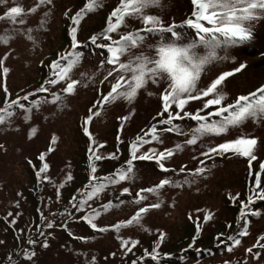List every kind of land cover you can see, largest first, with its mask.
Instances as JSON below:
<instances>
[{
  "label": "trees",
  "instance_id": "1",
  "mask_svg": "<svg viewBox=\"0 0 264 264\" xmlns=\"http://www.w3.org/2000/svg\"><path fill=\"white\" fill-rule=\"evenodd\" d=\"M15 3L16 0H9L8 5H0V15ZM86 3L87 0H52L51 4L38 7L35 13L29 12L23 25L0 21V33L7 31L13 37L10 43L0 44V60L3 61L0 107L6 100L10 102L29 93H34L38 101L44 97L50 101L52 92L63 97L57 104L49 102L34 108L28 120L23 119V110L13 106L11 122L0 125V159L8 162L0 168V264H133L134 261L135 264H264V199L256 198L254 192L257 173H260L261 188H264V171L260 168L264 163V123L251 119L227 134L206 137L196 145H185L183 150L164 161L170 170L167 173L161 171L155 160L134 161L133 180L110 186L106 193L90 202L92 207L99 208L109 200L113 203L124 201L119 208L102 213L96 221L98 226L126 223L140 206L159 203L158 208L144 215L142 226H129L119 232L110 228L101 233L81 219L89 214V209L77 212L72 207V198L79 199L88 185L90 147L104 157L96 162V175L112 174L125 166L137 136L161 119L157 114L162 110L161 92L167 85L166 80L159 84L149 82L131 103L121 99L105 108L97 104L94 111L100 110L101 115L85 125L89 108L101 94L109 91V81L114 82L112 77L104 81L112 66L100 65L99 62L106 59V50L95 48L90 37L106 27L107 18L119 5V0H104L101 7L87 13L79 25H74L71 17ZM20 4L26 10L33 7L26 0H20ZM192 11L191 0H161L160 7L149 9L165 25L178 27L183 39L175 42L183 44L194 39V30L184 26ZM126 23V28L112 34L114 39L121 33L143 27L137 19H127ZM72 27H77L78 50L84 57L71 74L81 83L73 94H66L62 91L66 81L52 85L48 80L53 78L52 62L71 50ZM28 29L32 31L29 33ZM29 35L33 39H28ZM165 37L168 42L174 40L170 34ZM159 40V34H153L148 42L159 43ZM227 54L234 59L209 65L202 76V86L244 63L246 67L227 78L223 85L228 94L225 103H231L237 96L264 85V20L256 24L254 40L229 47ZM220 55L225 53L221 51ZM3 67L9 69L7 74L3 73ZM42 85L49 91L38 92ZM5 86L7 93L3 90ZM32 98L21 102L32 107ZM201 107L202 102L195 101L190 102L186 110L194 112ZM178 123L185 131L196 125L190 119ZM85 127L91 135L85 133ZM242 134L258 141L254 151L257 159L251 161V166L248 157L232 153L211 159L201 155L208 147ZM54 136L56 142L53 144ZM186 138L165 133L163 144L145 145L141 153L148 148L158 151L172 148L177 143L183 144ZM50 147L51 152L48 151ZM113 153L116 159L109 158ZM41 154L45 156L44 161L39 159ZM200 160L205 163L200 164ZM43 163H47L49 169L38 177ZM182 167L184 172L180 171ZM199 167L205 168V172L193 175ZM68 174L72 176L71 181H67ZM44 175L50 179H43ZM164 178L179 182L181 186L167 185L158 195L146 194L149 199L141 205L131 203L137 191L154 186ZM185 179L189 182L184 183ZM59 184L64 187L57 189ZM125 187L130 194L122 192ZM249 197L255 201L250 205L251 211L259 214L249 213L245 223L241 219V202L247 203ZM69 213L74 215L69 216ZM209 213L213 219L205 221L203 217ZM48 223L53 227L48 228ZM197 225L201 227L198 229ZM245 228L248 234L243 236L240 233ZM160 233L164 234L163 240L159 239ZM229 236L239 239L240 244L234 245ZM122 239L136 240L138 244L129 252L122 247ZM128 247H132L131 243ZM249 248L251 252L247 251ZM153 249L159 254L156 260L149 255Z\"/></svg>",
  "mask_w": 264,
  "mask_h": 264
},
{
  "label": "snow or ice",
  "instance_id": "2",
  "mask_svg": "<svg viewBox=\"0 0 264 264\" xmlns=\"http://www.w3.org/2000/svg\"><path fill=\"white\" fill-rule=\"evenodd\" d=\"M51 3L52 0H38L35 6L26 10L20 4V0H16L15 4L7 7L6 11L0 15V21L23 25L29 12L35 13L41 5ZM103 3L104 0H87L85 7L71 17L73 24L79 25L87 13L94 12ZM191 3L193 11L191 16L184 21V26L194 30V39L187 44L175 42L183 39V34L176 25H165L159 16L149 12L151 8L160 7L161 0H119V5L114 8L107 18L106 27L100 33L90 37V43L95 48L106 50V59L101 60L100 65L112 66L104 77V81H108L109 77H112L114 82L109 81V91L106 94H101L92 108H89L90 114L85 120V125L89 124L94 117L101 115L100 110L94 111L97 104L100 105V108H105L106 105H111L121 99L131 103L138 92L146 88L149 82L159 84L161 81H167L166 87L161 92L162 110L157 114L161 119L154 123L143 135L137 136L131 144V155L125 162V166L117 168L112 174L98 176L96 175V162L104 159V157L97 154L93 148L90 147L89 149L90 177L88 185L81 192L79 199L77 197L72 198V207L77 212L82 209L90 210L89 214L82 216L81 219L85 220L93 230L103 233L111 228L119 232L129 226H142L141 222L144 215L152 208L160 206L159 203L140 206L126 223L119 222L111 226H98L96 221L102 213L119 208L124 204V201L119 200V203H113L109 200L100 205L99 208L92 207L90 202H94L102 193H106L110 186L133 180L134 161L155 160L161 171L167 173L170 170L165 166L164 161L172 158L176 152L183 150L185 145H196L198 141L202 142L206 137L213 138L227 134L230 129L241 127L250 119L255 123H264V85L250 93L237 96L231 103H225L228 94L224 91L223 85L227 78L232 77L246 67L244 63H241L234 70L219 74L206 86H202V76L206 73L209 65L234 59V57L227 54L229 47L254 40L256 24L264 20V0H191ZM8 4L9 0H0V5ZM127 19H137L143 27L135 31L121 33L118 38L114 39L112 34L118 33L121 28H126ZM31 31V29H28L29 33ZM71 33V50L52 62L50 67L53 69V78L48 80V83L52 85L58 84L60 81H66V87L62 89L66 94H73L77 85L81 83V81L73 79L71 74L75 68L80 66L84 57V54L78 50L80 43L76 36L77 27H72ZM153 34H159V43L148 42L150 38H153ZM165 34H170V37L174 40L168 42ZM12 38V35L7 31L0 33V44L6 45L10 43ZM28 39H33V37L29 35ZM100 40L106 41V43H98ZM221 51L225 55H220ZM101 55H104V53H101ZM124 57H127V59L125 60ZM62 61L64 63H61ZM2 65L3 61L0 60V66ZM8 71L7 67H3V73L7 74ZM82 75L85 74L82 73ZM104 81H101V83H104ZM3 90L5 93L8 92L6 86ZM37 91L48 92L49 89L42 85ZM148 94L153 95V93ZM30 96L33 97L30 102L32 107H26L21 101H29ZM62 101L63 97L55 92L51 93L50 101L47 97L38 101L34 93H29L10 102L6 100L4 106L0 107V125L11 122L14 116L13 106L23 110V119L28 120L31 118L33 109L40 107L41 104L49 102L57 104ZM195 101H201L202 107L194 112L186 110L190 106V102ZM165 113H167L166 118ZM123 119L126 120L127 117ZM185 119L195 121L196 125L185 131L178 123V121ZM35 131V129H32L33 133ZM84 131L91 135L87 127L84 128ZM165 133H175L187 138L183 144L177 143L172 148L162 151H158L156 148H148L146 152L141 153V149L145 145H150L153 142L163 144ZM55 142L56 137L54 136L52 143ZM257 143L255 137L242 134L235 139L208 147L207 151L202 152L201 155L211 159L213 156L232 153L248 157L251 166V161L257 159L254 154ZM98 147H103V145ZM48 151L51 152L53 149L50 147ZM109 158L116 159V153L111 154ZM39 159L44 161V154H41ZM199 163L204 164L205 161L200 160ZM260 168L264 171V163L260 165ZM48 169L49 165L43 163L37 172V176L40 177L41 174L47 173ZM180 171L184 172L185 168L182 167ZM204 172L205 168L199 167L195 169L193 175H200ZM43 179L49 180L50 178L44 175ZM71 180L72 176L68 174L67 181ZM188 182L185 179L184 183ZM167 185L181 186L179 182H173L168 178L161 179L158 184L137 191L136 198L131 203L141 205V202L149 199L146 194L158 195L159 191ZM63 187L64 184L57 185V189ZM257 189L259 191H256ZM122 192L130 194L127 187L123 188ZM254 192L256 198L264 199V188H261L260 173L256 174ZM254 202L252 197L248 198L247 203L241 202V219L245 223H247L249 213L252 215L259 214L251 211L250 205ZM73 215V213H69V216ZM203 219L210 221L213 216L209 213ZM47 227L52 228L53 225L48 223ZM197 227L199 229L201 226L197 225ZM240 234L246 236L248 234L247 228ZM164 238V234L160 233L159 239L163 240ZM228 239L232 240L234 245L240 244L239 239L231 236ZM121 242L122 247H125L129 252L138 244V241L128 239H122ZM129 243L132 247H128ZM228 250L232 251V247H229ZM247 251L251 252L252 249L249 248ZM149 255L153 260H156L159 254L153 249ZM133 264H135V261Z\"/></svg>",
  "mask_w": 264,
  "mask_h": 264
},
{
  "label": "rangeland",
  "instance_id": "3",
  "mask_svg": "<svg viewBox=\"0 0 264 264\" xmlns=\"http://www.w3.org/2000/svg\"><path fill=\"white\" fill-rule=\"evenodd\" d=\"M30 3L32 6H35L36 3H38V0H26V3ZM6 153V152H5ZM5 153H2V154H5ZM1 160V159H0ZM2 161V160H1ZM7 161H2V165L0 166V168H3L4 165H7Z\"/></svg>",
  "mask_w": 264,
  "mask_h": 264
}]
</instances>
